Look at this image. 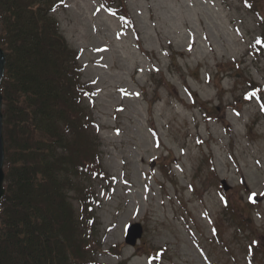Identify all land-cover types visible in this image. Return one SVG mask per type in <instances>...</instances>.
Listing matches in <instances>:
<instances>
[{"label":"rangeland","instance_id":"rangeland-1","mask_svg":"<svg viewBox=\"0 0 264 264\" xmlns=\"http://www.w3.org/2000/svg\"><path fill=\"white\" fill-rule=\"evenodd\" d=\"M124 2L128 29L99 0H65L53 13L81 50L108 175L81 180L96 192V258L264 264V0ZM138 221L143 234L128 244Z\"/></svg>","mask_w":264,"mask_h":264},{"label":"trees","instance_id":"trees-1","mask_svg":"<svg viewBox=\"0 0 264 264\" xmlns=\"http://www.w3.org/2000/svg\"><path fill=\"white\" fill-rule=\"evenodd\" d=\"M64 1L0 0L6 53L0 264H103L96 258L95 188L81 180L108 175L83 101L93 90L81 80V52L53 14ZM100 2L133 24L124 0ZM255 45L264 49V30Z\"/></svg>","mask_w":264,"mask_h":264},{"label":"water","instance_id":"water-1","mask_svg":"<svg viewBox=\"0 0 264 264\" xmlns=\"http://www.w3.org/2000/svg\"><path fill=\"white\" fill-rule=\"evenodd\" d=\"M6 53L3 49V47L0 44V201L2 197L5 194V169H4V163H5V137H4V116H3V94L1 92V81L3 79V76L5 74V65H6ZM224 183V187L228 188V183L225 178L222 179ZM1 204V202H0ZM128 230L125 235V239L127 243H130L132 245H135L137 241L139 240V237L143 233V226L140 221L133 222L128 225Z\"/></svg>","mask_w":264,"mask_h":264}]
</instances>
